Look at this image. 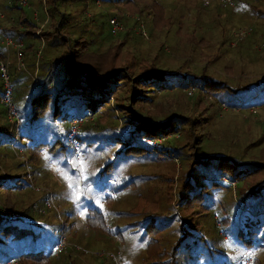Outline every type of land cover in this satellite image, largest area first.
Wrapping results in <instances>:
<instances>
[{"label": "rangeland", "instance_id": "rangeland-1", "mask_svg": "<svg viewBox=\"0 0 264 264\" xmlns=\"http://www.w3.org/2000/svg\"><path fill=\"white\" fill-rule=\"evenodd\" d=\"M26 1L28 8L22 11L35 30L45 26L41 31H47L65 15L67 21L62 28L67 36L63 37L71 47L82 42L88 56L98 55L123 39V33L115 37L108 33V18H116L124 32L131 35L125 37L113 66L133 60L137 64L154 63L164 73H175L164 89L145 93L150 97L134 109L138 114L157 123L178 115L197 118V141L192 151L200 156L226 157L237 163L264 161V103L256 106L255 115L249 114V107H232L224 102L226 109H222L221 103L199 86L183 85L179 78L185 73L204 74L236 86L263 76L264 18L254 14L252 7L263 11L264 0H136L138 7L145 2L147 7L155 4L168 15L169 29L165 30L167 24L160 20L155 22V31L150 28L149 11L137 8L132 13L121 3L55 0L54 5L44 6L45 0ZM0 15L1 30L19 13L4 7L0 0ZM11 26L17 27V22L12 21ZM27 41L40 48L38 41ZM42 46L41 55L35 54L37 66L65 51L62 46ZM24 68L27 76L18 84L27 86L37 80L40 72L37 76L36 68L33 73L32 66ZM24 90L13 93L16 107L28 95ZM113 99L109 100L112 110L95 115H89V109L85 112L88 116L79 124L78 134L83 139L80 145L68 137L70 121H56L44 139L49 146L57 138L64 144L59 145L61 151H40L32 161H27L25 146L20 147L28 140H19L18 127L6 121L0 106V127L13 138L8 148L0 145V176L16 186L0 189V210L11 211L9 218L21 214L31 223L34 235L33 241L27 240L21 246L10 242L0 245V264H15L9 260L23 250L52 252L45 264H152L175 248L179 238L182 243L174 252L175 264H241L247 253L252 256L248 264H264V245L260 241L264 237V216L253 219L255 210L263 209V196L243 195L247 188L264 182V170L245 180L238 179L234 186L227 180L217 186L200 180L220 176L229 179L227 172L210 165L211 161L190 168L185 153L170 154L159 141L148 144L162 155L139 144L128 156L115 154L124 146L112 141L122 125ZM232 108L236 111L231 112ZM18 123L21 125L20 120ZM83 125L89 129V138L95 133L91 128L104 127L91 146L86 145ZM178 134L170 139L181 145L185 136ZM185 181L191 192L179 204V189ZM241 210L245 211L241 214ZM246 231L254 232L250 243L242 241ZM60 241L63 249L56 253L53 250Z\"/></svg>", "mask_w": 264, "mask_h": 264}, {"label": "trees", "instance_id": "trees-1", "mask_svg": "<svg viewBox=\"0 0 264 264\" xmlns=\"http://www.w3.org/2000/svg\"><path fill=\"white\" fill-rule=\"evenodd\" d=\"M6 1L7 0H2L4 7L7 5ZM11 1L13 2H11L12 6L8 7L9 10H16L19 13V15L13 19V21L17 22V27L9 26L8 28L0 30V59H6L8 55L11 54V56H9L13 61V66L11 60L8 59L11 64L9 68V77L13 93L16 92L17 89L22 88L25 89L24 91H28V95L21 100V108L19 105L18 107L15 106L19 118L18 120H20L21 123L16 129L18 131L19 140H28L27 142L25 141L24 144H20V147L25 146V150L29 154L27 161L35 159L40 151H61L59 145L61 146L64 144L58 141L57 138H55L49 146L45 140L50 132L48 128L50 126L54 127L56 121L69 122L71 120L82 119L88 116L85 113L88 109L90 111L89 115H95L98 111L112 110L109 106V100H112L114 97L115 111L119 112L122 116V125L119 128L118 135L116 138L114 137L112 141H114V143L115 141L120 142L124 146L119 148L115 154L123 153L125 156H128L132 153L131 148H135V145L139 144L158 155L161 151L152 149L153 144L148 143H151L150 141H159L160 147L170 154L185 153L184 155L191 161V163H189L190 168L197 165L206 166L209 161H211L210 165L220 168L222 172H227L229 179L220 176L218 178H203L200 180L208 181L211 185L217 186L224 184L222 179L236 184L238 179L245 180L249 175L264 170V161L237 163L230 158H208L193 152L192 145L197 141L195 129L199 127L197 118L192 119L178 115L171 116L168 120L157 123L151 120L146 121L143 118L144 115L139 111L138 114L137 111L134 110L135 108H139L141 103L150 97H146L147 94L145 93H149L153 91V89H164V87L168 86L169 83L174 80L173 76H175V73H164L162 70H158L154 63H152V65H144L142 63L137 64L133 60L127 63L125 62L118 67L113 66L112 60L117 57L125 37L130 36L131 32H122L124 35L123 39L117 44L100 52L98 55L88 56L85 53L84 47L80 45L82 42H76V44L71 47L67 37H63L67 36L65 32L66 29L62 28V25L64 26V23L67 21L65 15L61 16L57 26L52 24L47 31H41L45 26L35 30L36 26L27 20L22 11L23 8H19L15 5L16 0ZM54 1L55 0H45L44 6L47 3L54 5ZM106 1L110 4H112V2H115V4L121 3L125 6L124 8L126 10L132 13L136 12L135 9L137 8L149 11L148 15L152 19L150 28L153 31L157 30L155 29L157 28L155 22L160 20L167 24L165 25V30L169 29V22H167L169 20L168 15L165 16L163 13L164 10L155 4L151 6V3H149L150 6L147 7L145 6V2L143 4L141 3L138 7L136 0ZM131 3V7L126 6V4L130 5ZM252 12L258 17L264 18V10L262 11L252 7ZM45 23L46 22H44L43 25ZM136 23L141 25L140 21ZM37 31L38 34L36 35ZM5 40H10L13 45L19 47L13 48L11 46H6ZM27 40L38 41L40 43V48L43 45L42 49L48 44L50 47L62 46L65 51H63L60 57L56 55L51 61L40 63L37 66L35 54L36 57H38L39 52L41 55L42 50L39 51L40 48L37 49ZM76 46L77 48L72 49ZM17 55L23 60V68L24 65L25 67L29 65L32 66V73L37 69V76L38 72H40L37 80L31 82L27 86L18 84L23 80V77L27 75L25 74V68L24 70L23 68L17 69L15 65V58ZM45 63H47V65ZM179 78L183 81V85L191 84L199 86L201 91L210 95L219 103L224 102L227 106L250 108L264 103V75L246 85L236 86H229L224 82L215 81L204 74L197 75L185 73L183 76H179ZM120 94L123 95L122 99H120ZM82 128L85 132L84 138L88 140L86 143L87 146H91L93 144V139L100 137L104 132V127L102 126L93 127L91 129H93L95 133L91 134V138H89L88 133H86L89 129H86L85 125H83ZM121 129L123 132H121ZM116 131L113 127L112 133ZM180 132L183 133L182 136H185V141L181 145L173 139H170L172 136L178 137V135H180L178 133ZM81 135L82 134L79 132L78 136H75L79 145L83 140ZM12 143L13 138L9 136L7 129L0 127L1 147H7ZM15 145L19 146V142H15ZM63 148L65 147L63 146ZM140 149L141 148H138V152ZM159 154L162 155L161 153ZM213 159H215L214 162ZM99 177H101V174ZM263 183L264 182H260L247 188L246 192L243 194L247 196H263L261 201L263 202V209H256L253 219L258 216H264ZM124 186H126V184ZM13 187L16 186H11L6 178L0 176V189L9 190ZM190 192L191 189L189 185L186 181L183 182L178 193L179 204L183 201V197ZM245 210H241L240 213L242 214ZM9 212L11 211L5 212L0 210V245L2 246L10 242L14 245L17 244L21 246L27 240L33 241L34 235L31 233V223L24 220L21 214H16L14 217L9 218ZM257 228L255 231H257ZM253 233L254 232L249 233L246 231V237L243 238L242 241L244 243H250L253 238ZM237 235H241L239 230ZM260 241L261 245H264V237H261ZM181 243L179 238L174 244L175 248L159 256L161 259H157L158 261L152 264H175L174 252ZM51 254L52 252L50 251L42 253L39 250L32 252L23 250L17 258L10 259L9 261L14 260L15 264H45L46 258ZM253 262L254 259L251 263Z\"/></svg>", "mask_w": 264, "mask_h": 264}, {"label": "built area", "instance_id": "built-area-1", "mask_svg": "<svg viewBox=\"0 0 264 264\" xmlns=\"http://www.w3.org/2000/svg\"><path fill=\"white\" fill-rule=\"evenodd\" d=\"M207 4V2H205ZM15 5L19 8H28V3L26 0H16ZM12 3L8 2L7 7H11ZM3 16L0 15V19H2ZM13 19L10 18L7 22H5L4 27L8 28L10 26V23H12ZM107 26L109 30V34L111 37H115L118 34L124 32V28L119 24V22L115 18H108L107 20ZM141 28V25L139 26ZM142 35L143 33L140 32ZM38 34V31L36 32V35ZM144 36V35H143ZM6 46H11L13 48H18L19 46L13 45L10 40H5ZM15 63L17 69L23 68V60L22 58L17 55L15 58ZM10 61L6 59H0V106L4 112L5 119L10 125H14L15 127L19 125L18 118H17V112L15 110V105L13 102V90L10 83V75H9V68H10ZM220 107L222 109H226V107L221 103ZM221 109V110H222ZM257 107H250L249 114L255 115L256 114ZM231 112H235L236 109L232 108L230 109ZM83 120H71L68 123L67 126V132L68 137L74 141L75 136L78 134L79 124H81ZM13 126V127H14ZM76 158L79 157V153L75 150L74 152ZM222 181H224L222 179ZM233 184V183H232ZM234 186V184H233ZM63 245V241L58 242L56 247L53 251L56 253L61 252ZM99 257L102 256L101 254L98 255ZM252 256L250 253H247L245 256L242 257L241 264H248L251 260ZM11 263V262H10Z\"/></svg>", "mask_w": 264, "mask_h": 264}]
</instances>
